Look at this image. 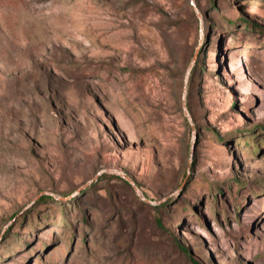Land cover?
Listing matches in <instances>:
<instances>
[{
	"label": "rangeland",
	"instance_id": "obj_1",
	"mask_svg": "<svg viewBox=\"0 0 264 264\" xmlns=\"http://www.w3.org/2000/svg\"><path fill=\"white\" fill-rule=\"evenodd\" d=\"M180 246L264 264V0H0V264Z\"/></svg>",
	"mask_w": 264,
	"mask_h": 264
},
{
	"label": "trees",
	"instance_id": "obj_2",
	"mask_svg": "<svg viewBox=\"0 0 264 264\" xmlns=\"http://www.w3.org/2000/svg\"><path fill=\"white\" fill-rule=\"evenodd\" d=\"M44 198H45V196H44ZM180 248H181V250L184 252V253H186L188 256H189V258H190V260L192 261V263L193 264H200L192 255H191V253L189 252V250L186 248V247H184V246H180Z\"/></svg>",
	"mask_w": 264,
	"mask_h": 264
},
{
	"label": "water",
	"instance_id": "obj_3",
	"mask_svg": "<svg viewBox=\"0 0 264 264\" xmlns=\"http://www.w3.org/2000/svg\"><path fill=\"white\" fill-rule=\"evenodd\" d=\"M126 178H127L129 181H131V178H130L129 176H126Z\"/></svg>",
	"mask_w": 264,
	"mask_h": 264
}]
</instances>
